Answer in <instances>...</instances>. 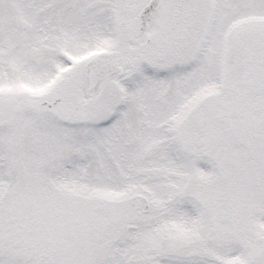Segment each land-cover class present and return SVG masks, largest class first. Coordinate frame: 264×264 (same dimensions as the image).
<instances>
[{"label": "snow or ice", "instance_id": "1", "mask_svg": "<svg viewBox=\"0 0 264 264\" xmlns=\"http://www.w3.org/2000/svg\"><path fill=\"white\" fill-rule=\"evenodd\" d=\"M0 264H264V0H0Z\"/></svg>", "mask_w": 264, "mask_h": 264}]
</instances>
